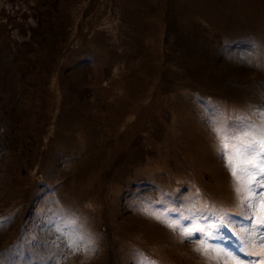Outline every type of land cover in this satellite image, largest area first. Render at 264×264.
Returning <instances> with one entry per match:
<instances>
[{
	"label": "rangeland",
	"instance_id": "374dc122",
	"mask_svg": "<svg viewBox=\"0 0 264 264\" xmlns=\"http://www.w3.org/2000/svg\"><path fill=\"white\" fill-rule=\"evenodd\" d=\"M257 62L264 0H0V264H215L145 209L239 212L213 128L264 108Z\"/></svg>",
	"mask_w": 264,
	"mask_h": 264
},
{
	"label": "snow or ice",
	"instance_id": "6c2138e0",
	"mask_svg": "<svg viewBox=\"0 0 264 264\" xmlns=\"http://www.w3.org/2000/svg\"><path fill=\"white\" fill-rule=\"evenodd\" d=\"M255 47V45H254ZM256 67L264 68V62H257ZM255 118L244 117L225 124L222 131L213 128L217 139V154L233 179L234 207L239 209L235 215L230 210H221L214 205L205 204L186 209V215L180 214L179 221H188L191 226L162 219L155 212L161 223L177 233L181 241L194 244V252L200 253L215 264H264V108L255 110ZM251 115V114H249ZM231 146V147H229ZM198 200L199 197L197 196ZM178 211V210H177ZM200 220H211L204 227H196ZM10 218L0 217V230L6 227ZM73 218V224H75ZM55 227L56 236L53 247L60 249L56 241H63L65 249L73 254L86 252L94 254V241L85 237L76 227L65 225ZM75 236L71 238L69 234ZM233 241L235 242L233 244ZM58 254L43 260L41 264H57ZM136 264H156L155 261L136 253Z\"/></svg>",
	"mask_w": 264,
	"mask_h": 264
}]
</instances>
